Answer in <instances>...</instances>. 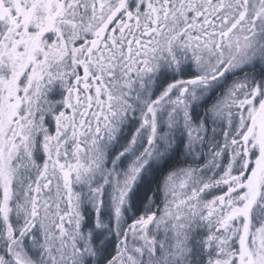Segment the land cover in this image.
Masks as SVG:
<instances>
[{
    "label": "snow or ice",
    "instance_id": "obj_1",
    "mask_svg": "<svg viewBox=\"0 0 264 264\" xmlns=\"http://www.w3.org/2000/svg\"><path fill=\"white\" fill-rule=\"evenodd\" d=\"M0 264H264V0H0Z\"/></svg>",
    "mask_w": 264,
    "mask_h": 264
}]
</instances>
